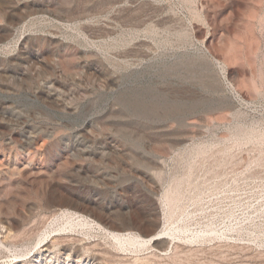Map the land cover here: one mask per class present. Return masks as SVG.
I'll return each instance as SVG.
<instances>
[{"label": "rangeland", "instance_id": "374dc122", "mask_svg": "<svg viewBox=\"0 0 264 264\" xmlns=\"http://www.w3.org/2000/svg\"><path fill=\"white\" fill-rule=\"evenodd\" d=\"M0 264H264V0H0Z\"/></svg>", "mask_w": 264, "mask_h": 264}, {"label": "bare ground", "instance_id": "6f19581e", "mask_svg": "<svg viewBox=\"0 0 264 264\" xmlns=\"http://www.w3.org/2000/svg\"><path fill=\"white\" fill-rule=\"evenodd\" d=\"M8 173H12L14 172V170H7ZM59 213V212H58ZM48 222L46 220L45 223L47 224L46 227H50V225H52L51 229H48L44 232H42L38 237L39 240L38 242L44 241V239H46L48 236V234L50 232H56V231H65L67 228H71L73 227L75 224H80V225H84V224H88V222L84 219H82V217H80V215H78L76 212H70V211H63L60 214H52L49 218H48ZM44 223V222H43ZM44 225V224H43ZM55 236V235H53ZM110 237L115 240L120 246H124L125 244L127 245H132L135 247H139L142 245H145L147 242L143 241L138 235L132 233V232H112L110 233ZM53 237L50 238V240ZM154 239V238H152ZM152 239H150L149 241H153ZM53 242V241H52ZM48 242L44 243L43 246V250L47 251L49 248V245L46 246ZM53 244V243H52Z\"/></svg>", "mask_w": 264, "mask_h": 264}]
</instances>
